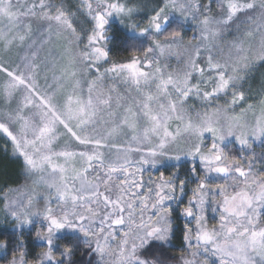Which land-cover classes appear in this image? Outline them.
Segmentation results:
<instances>
[{"label": "snow or ice", "instance_id": "obj_1", "mask_svg": "<svg viewBox=\"0 0 264 264\" xmlns=\"http://www.w3.org/2000/svg\"><path fill=\"white\" fill-rule=\"evenodd\" d=\"M0 142V264H264V0H0Z\"/></svg>", "mask_w": 264, "mask_h": 264}, {"label": "trees", "instance_id": "obj_2", "mask_svg": "<svg viewBox=\"0 0 264 264\" xmlns=\"http://www.w3.org/2000/svg\"><path fill=\"white\" fill-rule=\"evenodd\" d=\"M0 144H2V142H0ZM6 163L7 162L3 160V154H2V152H0V165L6 164ZM9 171L10 172L14 171V166H9ZM173 243L179 245L180 240L179 239L174 240Z\"/></svg>", "mask_w": 264, "mask_h": 264}]
</instances>
